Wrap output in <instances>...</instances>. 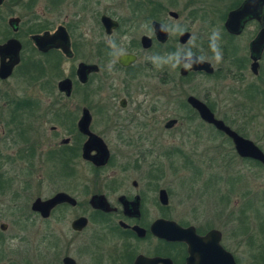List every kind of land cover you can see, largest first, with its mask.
<instances>
[{
    "label": "flooded vegetation",
    "instance_id": "1",
    "mask_svg": "<svg viewBox=\"0 0 264 264\" xmlns=\"http://www.w3.org/2000/svg\"><path fill=\"white\" fill-rule=\"evenodd\" d=\"M11 1L30 10L42 5L41 0ZM181 1L47 0L44 6L50 18L41 13L42 18L38 14L28 24L23 16L10 17L7 22L0 16V34L5 32L0 46L11 40L20 44L16 56L0 54V83L19 76L23 88L33 91L21 97L0 91V200L27 197L35 188L30 215L39 224L42 242L51 245L37 251L38 264H136L140 258L188 264V243L160 238L155 233L160 229L153 230L154 225L173 222L193 228L199 236L213 230L174 220L167 189L146 167H112L117 160L111 137L131 149L141 164L147 159L152 122L165 120L166 130L197 122L210 139L220 136L235 159L264 167L260 161L240 156L233 138L204 119L191 101L203 104L215 120L264 152L244 127L257 110V106H246L264 104V45L253 51L254 42L264 32V7L260 19L250 12L241 20L240 34H232L226 27L229 15L246 0L213 7L209 11L213 18L205 20L199 19L197 11L186 19L182 10H176L183 6ZM8 3L0 0V12ZM202 21L209 27H222L227 42L220 45L225 66L216 67L211 59L206 64L213 72L197 66L190 71L153 66L149 56L176 51L196 36L192 27ZM162 24H179L185 31L165 34L160 31ZM142 25L148 27L142 29ZM247 33L251 41L239 56L234 43ZM45 34L51 36V44L42 49L33 37ZM210 35L211 30L203 43L196 38L193 51L209 52ZM107 37L117 43L128 37L126 58L111 68ZM254 56L258 58L255 69ZM9 67L11 72L4 77ZM202 78L209 85L199 90ZM169 105L175 112L166 116ZM9 142L19 145L13 158L4 154ZM80 159L91 167H78ZM13 161L21 162V176L26 179L8 166ZM26 167H32L34 178L28 179ZM41 167H59L49 189L41 186V180L36 188L39 178L35 176ZM57 220L65 221V229L56 227ZM8 230L9 225L0 222V264L14 263L6 254L18 236L9 235ZM221 244L233 254L223 244V233Z\"/></svg>",
    "mask_w": 264,
    "mask_h": 264
},
{
    "label": "rangeland",
    "instance_id": "2",
    "mask_svg": "<svg viewBox=\"0 0 264 264\" xmlns=\"http://www.w3.org/2000/svg\"><path fill=\"white\" fill-rule=\"evenodd\" d=\"M46 2L47 0H41L42 5H36L30 10L9 0L0 16H3L6 22L10 17L23 16L28 24L30 21L33 23L41 13L50 18V12L44 6ZM181 3L183 6L177 7L176 10H182L186 19L190 12L197 11L201 20L213 18L209 12L213 7L222 8L223 5L230 4L229 0H182ZM0 28L3 31L2 26ZM213 29L219 30V43L225 45L227 42L223 39L222 27H209L204 25L203 21L192 27L201 43L206 41L207 32H212ZM24 30L26 31V28ZM4 33L0 34V40ZM251 37V33H247L234 43L239 50V56L243 54ZM204 53L209 58L212 56L210 51ZM226 61V57H223L222 61L215 65L225 66ZM201 80L199 90L209 85L208 79ZM23 87L19 76L5 84L0 83V91L14 92L20 97L33 92L32 89ZM253 106H257L256 116L248 117L244 127L249 133V138L255 140L264 150V104L246 107ZM167 110L166 116L175 112L170 105ZM151 124L146 161L140 164L134 159L136 154H132L131 149H124L117 139L111 137L110 142L117 160L112 167H146L147 172L150 171L154 178L161 179L160 184L167 189L170 196L169 213L174 220L191 222L202 229L220 230L223 233V244L235 255L239 264H264V167H255L251 160L241 162L235 159L229 150L230 146L220 136L210 139L211 136L197 127V122L179 123L172 130L165 129V120ZM8 145V150L2 151L13 158L12 154L18 151L19 145L10 146V142ZM21 147L20 145V149ZM79 163L78 167H91L81 159ZM20 164L21 162L13 161L8 166L18 171L19 178L26 179L21 176L23 167H19ZM138 164L140 165L137 166ZM26 168L28 179L34 178L32 167ZM58 168L41 167L35 176L36 179L39 178L36 188L40 180L41 186L51 188ZM52 175L55 177L52 178ZM57 180H61V177ZM157 184L159 185L158 182ZM32 189L27 197L20 196L18 200L2 202L0 200V222L9 225V235L18 236L14 237L16 239L10 244L11 251L6 254V257H11L13 264H38L37 251L51 247L46 240L42 242L39 224L30 215L31 200L35 192L33 186ZM56 224L57 228L66 227L64 220H57Z\"/></svg>",
    "mask_w": 264,
    "mask_h": 264
},
{
    "label": "water",
    "instance_id": "3",
    "mask_svg": "<svg viewBox=\"0 0 264 264\" xmlns=\"http://www.w3.org/2000/svg\"><path fill=\"white\" fill-rule=\"evenodd\" d=\"M264 7V0H246L243 6L232 12L229 15L228 23L226 25L227 29L232 34H240V29L242 28L241 20L245 18L250 12L256 13V17L260 19V14ZM11 22H18V19H12ZM34 41L42 49L47 48L51 44V36L45 34L44 36H35L33 37ZM264 45V32H262L256 42L253 44V51L257 52L259 46ZM20 50V44L16 40L9 41L4 47L0 46V54L4 53H13L16 56L17 52ZM255 63L253 64V69L258 66L257 57H253ZM199 69H205L208 72H213L212 67L209 64H200L197 65ZM11 72V67H9L4 77H7ZM192 105L199 109L201 115L210 123H214L218 129L225 131L229 136H231L236 144L237 152L240 156L244 158H251L257 161L264 163V152L256 146L252 141L243 139L237 133L227 128L221 121L215 120L212 115H210L207 108L196 100H191ZM164 195L165 192H164ZM54 202H51V204ZM160 222L154 225L153 230L160 229L155 231L156 235L160 238H165L170 241H184L189 245L190 258L188 259V264H237L235 257L230 252L226 251L222 246V233L217 229H213L208 232L205 236H199L196 234L193 228L184 229L178 227L173 222H164L163 227L165 228L161 231ZM146 260V263H145ZM159 261L164 264H173L171 261H163L159 259H144L140 258L136 264H157Z\"/></svg>",
    "mask_w": 264,
    "mask_h": 264
},
{
    "label": "clouds",
    "instance_id": "4",
    "mask_svg": "<svg viewBox=\"0 0 264 264\" xmlns=\"http://www.w3.org/2000/svg\"><path fill=\"white\" fill-rule=\"evenodd\" d=\"M142 29H146L147 25H142ZM160 31L165 34H183L185 29L179 24L165 25L162 24ZM128 37H123L120 43H117L112 37H107V44L109 48L108 55L110 57L109 67L111 68L115 63L120 62L126 58V51L124 48V41H127ZM196 36H191L189 41L184 45H179L176 51L168 53L167 55H151L148 57L153 66L157 69H161L164 66H168L175 70L177 68H183L185 71L192 70L195 66L208 62L209 59L215 63H220L223 58V53L220 47V32L217 29H213L209 36V51L212 56L209 58L203 50L194 52L193 48L195 44Z\"/></svg>",
    "mask_w": 264,
    "mask_h": 264
},
{
    "label": "trees",
    "instance_id": "5",
    "mask_svg": "<svg viewBox=\"0 0 264 264\" xmlns=\"http://www.w3.org/2000/svg\"><path fill=\"white\" fill-rule=\"evenodd\" d=\"M238 3V2H237ZM263 231H264V229H263Z\"/></svg>",
    "mask_w": 264,
    "mask_h": 264
}]
</instances>
